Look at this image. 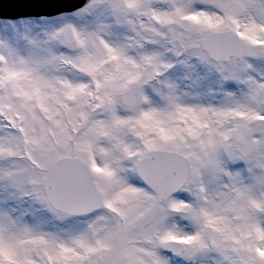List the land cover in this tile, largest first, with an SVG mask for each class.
Listing matches in <instances>:
<instances>
[{"label": "snow or ice", "instance_id": "obj_1", "mask_svg": "<svg viewBox=\"0 0 264 264\" xmlns=\"http://www.w3.org/2000/svg\"><path fill=\"white\" fill-rule=\"evenodd\" d=\"M0 3V264H264V0Z\"/></svg>", "mask_w": 264, "mask_h": 264}, {"label": "water", "instance_id": "obj_2", "mask_svg": "<svg viewBox=\"0 0 264 264\" xmlns=\"http://www.w3.org/2000/svg\"><path fill=\"white\" fill-rule=\"evenodd\" d=\"M30 2L26 4L21 10L27 12H46L52 13L58 8H67L76 0H27ZM3 3V0H0Z\"/></svg>", "mask_w": 264, "mask_h": 264}]
</instances>
